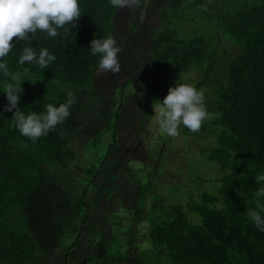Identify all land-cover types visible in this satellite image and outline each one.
Returning <instances> with one entry per match:
<instances>
[{"label":"trees","instance_id":"16d2710c","mask_svg":"<svg viewBox=\"0 0 264 264\" xmlns=\"http://www.w3.org/2000/svg\"><path fill=\"white\" fill-rule=\"evenodd\" d=\"M143 4L155 14L150 24ZM80 6L82 15L67 35L60 29L62 35L52 39L40 32L29 41L14 37L16 46L6 58L12 71L30 68L31 81L23 82L19 101L26 113H43L48 103L66 101L69 90L77 99L69 118L33 143L12 126L14 110H4L8 101L0 93V264H157L154 258L160 264H264V232L247 218L259 187L254 178L264 173V0H139L118 37L126 84L141 86L138 127L149 121L151 107L163 100L174 77L192 70L201 74L194 85L205 87L213 118L198 133L182 127L179 135L213 137L202 153L217 164L219 174L212 194L199 189L179 200L186 199L187 211L174 205L175 199L164 203L166 195L160 193L161 166L177 137L161 133L155 115L152 155L133 147V157L122 162L123 142L116 134L122 116L114 108L120 99L126 104V96L93 90L91 81L99 56L91 55L90 41L112 36L116 8L110 0H80ZM199 18L215 36L214 44L200 28L179 34L184 21ZM28 46L37 53L46 47L57 59L45 70L21 66L19 56ZM221 63L213 88L205 79ZM150 94L155 95L151 107L146 106ZM109 124L107 148L99 153ZM71 137L79 138L80 148L69 145ZM132 160L151 178L135 181L133 206L114 199L121 176L135 175L128 166ZM190 214L199 221L192 216L190 221ZM143 235L144 248L138 240Z\"/></svg>","mask_w":264,"mask_h":264},{"label":"clouds","instance_id":"9594fccd","mask_svg":"<svg viewBox=\"0 0 264 264\" xmlns=\"http://www.w3.org/2000/svg\"><path fill=\"white\" fill-rule=\"evenodd\" d=\"M138 4L139 0H110V5L116 9L131 8ZM81 15L80 0H0V93L6 94L8 101L4 110H14L12 126L22 137L33 143L69 118L77 97L69 90L66 101L48 103L43 113H26L21 110L20 93L23 91V82L31 81L30 68L24 67L17 71L9 68L6 58L16 46L13 38L29 41L40 32L52 39L62 35L60 29L64 30L63 35H67L71 32L70 24L74 25ZM90 45L91 55L99 56V71L119 73V54L122 49L114 37L94 38ZM56 59V55L46 47L37 53L33 47L28 46L23 48L18 63L45 70ZM180 81L181 78L175 87L169 88L163 100L158 99L154 106L161 133L172 138L179 135L182 127L198 133L204 122L213 118L206 107L204 92L192 83ZM254 179L259 187L254 192V207L247 209V218L257 230L264 232V173Z\"/></svg>","mask_w":264,"mask_h":264},{"label":"rangeland","instance_id":"374dc122","mask_svg":"<svg viewBox=\"0 0 264 264\" xmlns=\"http://www.w3.org/2000/svg\"><path fill=\"white\" fill-rule=\"evenodd\" d=\"M137 6V5H136ZM136 6H133L131 8H123V9H116V12L114 14L112 24L114 27V31L112 34V37H114L118 43V37L119 35L123 32L124 29L127 28L129 22L131 21V18L134 14ZM143 7L145 6V10H147V13L145 14V20L147 21L148 24H150L153 21V18L155 17V14L152 12L151 7L146 6V4L142 5ZM140 17H142L140 15ZM207 23L202 21L201 18H199L196 23H190V22H183V25L179 27V34L182 36H188L191 34L192 31H195L197 28H200L202 32L205 30V35L209 39L211 44H214L216 39L213 34H211L208 30L203 29L204 26ZM211 29V27H210ZM212 31V29H211ZM213 32V31H212ZM117 37V38H116ZM214 47V46H213ZM222 47L226 49L227 52H233V48L231 45H227V43L222 42ZM119 60H120V55H119ZM126 61H121V69L119 73L112 74L111 72H101L98 70V65H96L94 69V73L92 75L91 81L93 85V90L99 89L100 92L112 95H122L125 94L127 103L120 99L119 105L114 108V111L121 115L120 119V124L121 127L116 129V134L117 137L119 136L118 141L123 142L122 144V149L120 151V155L122 156V162L125 161V157H133L134 154V149L135 150H141V154H143L145 157H150L153 153L152 149V144L154 143L153 139L155 137H151L153 132H154V126H156V123L152 121L155 112H154V106L153 105V99H154V94H150L149 99L146 103V106H149L152 108L153 111L149 113L150 119L148 122V125H140L138 123L137 117L141 114V101L142 99V94H141V86H134L133 84L130 83V85L126 84V80L128 78V74L126 73L128 70L126 68L127 64L124 63ZM208 63V62H207ZM223 70V64H218V69L214 74L206 76V81H208L209 84L213 85V88H215L216 83L214 80V75H219L220 72ZM203 75V74H202ZM201 77V74L198 71H189L187 73H182L174 77V81L167 86L166 90V95L168 94V90L170 87H175L177 82L180 80V82H186V83H192L195 84V82ZM212 88V89H213ZM205 87L200 88L203 92ZM211 89V90H212ZM115 95V96H116ZM206 103V102H205ZM124 104L126 108V112L124 109ZM208 105V102L206 103ZM127 114V115H126ZM133 116L132 118L129 116ZM131 119H132V124H131ZM155 120L156 116H155ZM136 121V122H135ZM133 127V128H132ZM125 129H128L129 131H125ZM140 129L141 131L138 132V136L134 138L133 141V134L135 130L137 131ZM111 133V128L110 124L105 128V130L102 131V141L101 143V148L102 150H99V153H102L106 150L109 135ZM178 135L177 138L175 139V142H172L173 144H169V148L167 150V154L164 160L163 165L161 166V177L159 178V182L161 183L159 189L161 190L160 193L163 191L164 195L162 196L164 198V203L169 204L170 202L174 201V205L180 204L179 200L182 198L189 197V195L201 189V191L207 192L212 194L215 187H216V182H215V177L217 174H219V167L217 166L216 163L210 162L205 159V156H203L202 149L203 148H209L212 143L214 142L213 137L208 136V135H202L200 136L202 138L198 139L199 136L195 135ZM122 135V136H120ZM84 137V136H83ZM93 137V136H92ZM159 140L162 139L161 134L158 133L156 136ZM185 137H187L185 139ZM195 139V140H194ZM141 143V146H136L135 143ZM191 143L190 146L188 143ZM195 142V143H194ZM81 141L77 137H71L69 145L74 148H80ZM183 144V146H182ZM187 144V145H186ZM176 145V147H175ZM91 146V144L88 143V148ZM191 148H189V147ZM167 145L164 147V151ZM93 149V148H92ZM205 149V150H206ZM89 150H91L89 148ZM163 151V152H164ZM92 154V152H91ZM98 152L95 154L97 156ZM185 155V156H184ZM164 156L161 154V157ZM149 161H147V166H148ZM150 164V163H149ZM174 165V167H172ZM129 168L134 171L135 175L129 174L126 176H121V178L118 181V186H119V192H117L114 195V199H123L128 203V205H132V203L135 200V195H134V189H136V183L135 181H139L141 184H144L148 180H151L149 178L148 172L146 168H143L144 170H139L138 166L136 165V161L132 160L128 162ZM187 166V167H186ZM182 169V170H181ZM200 174V178L202 181H200L199 184L196 185V176L197 174ZM218 172V173H217ZM160 175V171H157V175L155 176V179ZM134 176V179H133ZM157 184V183H156ZM153 182V187L156 186ZM203 188V189H202ZM199 192H196L194 194V198L198 199L199 198ZM152 196H150L151 198ZM186 199H184L181 202V207L185 211L186 209ZM163 203V204H164ZM134 205V204H133ZM132 205V206H133ZM157 210H160L161 205L158 203ZM173 205V206H174ZM194 217L196 218V222L199 221L198 216L194 214H190V216L187 215V218L190 221H193L195 219L191 218ZM132 225V224H128ZM139 245L141 247H146V244L148 243L146 240V236L143 235L139 239ZM153 262H156L157 264H160L161 261L157 260L154 258L152 260Z\"/></svg>","mask_w":264,"mask_h":264}]
</instances>
